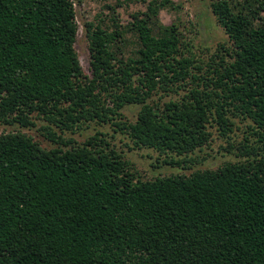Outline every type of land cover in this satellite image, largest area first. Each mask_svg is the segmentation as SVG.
Here are the masks:
<instances>
[{
    "label": "trees",
    "instance_id": "obj_1",
    "mask_svg": "<svg viewBox=\"0 0 264 264\" xmlns=\"http://www.w3.org/2000/svg\"><path fill=\"white\" fill-rule=\"evenodd\" d=\"M142 2L125 25L87 23L88 75L73 0H0V122L39 118L64 146V129L117 118L134 146L181 156L240 117L244 158L141 179L98 136L46 148L0 133V264H264V0H209L229 45L207 61L160 19L179 3ZM129 104L136 119L121 121Z\"/></svg>",
    "mask_w": 264,
    "mask_h": 264
},
{
    "label": "rangeland",
    "instance_id": "obj_2",
    "mask_svg": "<svg viewBox=\"0 0 264 264\" xmlns=\"http://www.w3.org/2000/svg\"><path fill=\"white\" fill-rule=\"evenodd\" d=\"M74 1L76 12V22L78 25L77 39L75 48L80 60V64L86 74H90L89 52L86 37L87 23H107L111 25V18L118 21L120 25H125L132 21V14L140 9H144L142 0H77ZM180 4L178 10L162 9L160 19L163 23L175 21L180 23L186 40L189 41L190 50L194 56L207 61L212 54L217 52L221 44L229 45L227 35L216 21L214 14L209 8V0H174ZM264 14V12H263ZM114 16V18L112 17ZM128 42V52L135 47V40ZM159 91L153 95L152 100L164 101L169 98H177L184 93L182 90L168 92ZM162 96V97H160ZM139 106L136 104L125 105L121 109L122 120L133 122L136 119ZM34 125L21 126L19 123L8 124L0 122V133L21 131L29 134L41 146L50 148L63 146L62 143H54L45 136L42 126L44 121L33 118ZM120 119L106 122L90 121L83 124L74 131L64 129L63 140H70L71 143L64 145L68 148L84 142L91 136H98L106 140L110 147L117 150L130 165L131 170L141 179H153L157 176L189 175L197 169H215L227 161H237L243 159L237 150L240 142L245 136L249 135L246 120L240 117L232 118L233 124L230 125L231 131L224 134L215 122L208 126L211 137L207 144L201 148H196L187 155H175L174 153L159 152L154 148L137 147L122 128L117 125ZM121 126V127H120ZM61 134L59 128H54ZM251 138V137H250ZM186 161L171 163L170 160Z\"/></svg>",
    "mask_w": 264,
    "mask_h": 264
}]
</instances>
